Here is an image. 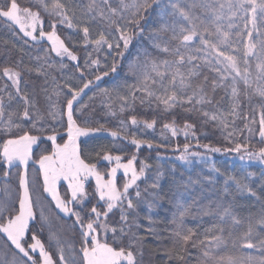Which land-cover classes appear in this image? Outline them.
Masks as SVG:
<instances>
[{
  "label": "snow or ice",
  "instance_id": "snow-or-ice-1",
  "mask_svg": "<svg viewBox=\"0 0 264 264\" xmlns=\"http://www.w3.org/2000/svg\"><path fill=\"white\" fill-rule=\"evenodd\" d=\"M0 23L25 45L29 41L50 45L35 57L40 63L34 68L24 64L23 48L16 61L7 62L10 54L0 53L6 60L0 68L4 81L0 83V162L6 166V179L11 174L8 169H17L18 182L15 200L7 183L0 188V264H152L144 259L147 236L161 237L151 215L141 234L139 209L146 204L151 212L158 204L164 173L149 176L151 165L140 161L138 166L137 161L142 148L166 147L146 135L159 122L172 137H185L183 150L176 147L180 161L190 164V157H196L206 163L209 153H236L241 161L264 165V0H116L115 4L113 0H27L24 5L19 0H0ZM148 25L152 30L147 40L155 54L146 49L129 63L126 75L133 83L125 81L112 91L101 88L104 77L117 73L133 39H145ZM61 28L68 32L61 33ZM78 48L84 52L82 64ZM51 54L59 58L60 70L69 67L65 60L73 62L79 85L67 82L72 76L63 84L52 76L50 86L47 69L55 67ZM83 69L89 70L87 77ZM33 72L44 79L29 89L23 76ZM86 89H98L89 102L83 100ZM217 89L224 91L219 99ZM5 98L20 105L18 111H8L6 119ZM97 99L104 116L118 117L114 128L98 118ZM237 120L243 121L242 128ZM197 123L219 129L225 143H201ZM245 130L248 136L238 139ZM96 133L112 137L111 146L88 151L85 142L82 148L80 138ZM254 136L259 137V147ZM45 140L51 142L50 154L42 152L33 160V146ZM193 147L204 151L190 150ZM29 161L39 165L31 176ZM103 162L107 163L101 171L98 165ZM211 171L220 170L213 166ZM118 172H122L119 181ZM41 176L42 191L51 198L49 206L58 210L55 214L36 195ZM90 178L95 180L94 188H86ZM61 180L67 182L63 197L57 187ZM229 182L238 194L261 200L247 183L227 177L216 210L201 213L213 218L203 238L185 225L192 214L178 204L183 210L171 221L174 227L165 229L164 239L170 240L164 248L165 264H189V248L198 250L195 264H264V255L242 251L264 253V202L258 213L242 216L234 197L223 199L232 195ZM196 183L199 178H190L185 190ZM144 193L153 201L148 202ZM64 217L71 220L70 226L62 222Z\"/></svg>",
  "mask_w": 264,
  "mask_h": 264
},
{
  "label": "trees",
  "instance_id": "trees-1",
  "mask_svg": "<svg viewBox=\"0 0 264 264\" xmlns=\"http://www.w3.org/2000/svg\"><path fill=\"white\" fill-rule=\"evenodd\" d=\"M19 2L24 5L27 0H19ZM84 3L87 0H83ZM113 3H116V0H113ZM152 30V25H148L145 31V39L141 40L139 38H134L129 49L125 53V56L122 60H119L120 67L117 70V73H110L109 76L104 77L102 81H100L101 88H108L112 91L117 85H123L125 81L131 84L134 82V79L130 76H127V69L129 63L136 60L138 55H142L143 52L147 49L148 51H152L155 54L154 49L151 48L150 42L147 40L148 33ZM61 33L66 34L68 32L67 29L61 28ZM18 32V29H17ZM22 35V34H21ZM7 42V43H5ZM15 45V47L13 46ZM29 45H32L31 47ZM29 45H25L23 40L20 39V36H14L11 30L0 23V53L7 52L10 54V60L16 61L20 58V49L23 48L26 53L23 56V62L25 65L29 67H36L40 61H37L35 57L37 55H43L44 47H50L46 41H41L39 44L35 42L29 41ZM77 54L81 57V64L83 63L84 52L82 49H77ZM104 52L99 54L101 61L104 59ZM52 59L51 63L55 64V67L48 68L47 71L50 73L49 84L51 86V77L54 76L56 80L63 84L68 76H72L71 80H67L68 83H72L74 85H79L80 80L77 79L79 77V72H77L73 66V62L65 60V63L69 65L68 68L60 70L59 69V58H56L54 54H51ZM5 56L0 55V68L5 64ZM111 63V60H109ZM85 71L86 77L90 74L89 70L83 69ZM254 70V68H253ZM207 72V70H205ZM209 76L215 75V73H207ZM44 77H37L33 72L31 75L25 73L23 76V80L28 82V88L31 89L33 86V82L39 84L43 82ZM4 81L0 79V83ZM21 87L24 88V84H21ZM11 90V89H10ZM121 90H123L121 88ZM86 95L83 96V100L85 102H89V97L93 96L94 92H98V89L85 90ZM224 95L223 89H217L216 99H219L220 96ZM6 100V112L5 119L7 118L8 111H18L20 105L13 101L12 103H7ZM95 108L97 113H99V119L102 123H106V126L109 128H114L118 125V117L104 116L103 109L99 102V99L95 102ZM224 110H227V97H225V103L223 105ZM139 111V109H138ZM143 114V113H142ZM127 114H125L126 116ZM148 115H151L150 113ZM257 120L259 119L258 114L255 117ZM66 124V117L64 118ZM178 123H180L178 121ZM236 124L239 127H243V121L237 120ZM253 128H258L257 125H253ZM61 135L66 139V133L63 129H60ZM163 132V135L161 133ZM197 137L199 138L201 143H212L217 146H222L225 142L220 134L219 129H213L210 126H201L197 123L196 128ZM49 134H52L49 132ZM147 138L154 141V143L166 145V147L161 148H153L151 150L145 148L140 149L139 159L137 161V165L139 166L140 161H146L151 165V167L147 170V174L149 176L154 177L155 174L159 172H163L164 176L161 178V196L162 198L159 200L158 204L152 209L151 212L148 211V208L143 205L139 209V218L140 223L143 226L140 231L141 234H144V228L148 225L147 216L151 215L153 220V228L156 233L161 237V239H156L153 236H147V243L144 247V259L145 261L151 260L152 264H165L166 257L164 256V248L170 244V240L164 239V237L168 236V232L165 229H171L174 225L171 221L178 216L179 211H182L183 208H178V204H182L184 208H188L191 212V216L186 217L185 225L187 227H193L197 230L198 234L201 238H203L204 230L208 229L212 226L213 218L210 216H202L201 213L203 210H216L217 203L220 202L223 190L225 188V179L229 176H235L238 179H241L244 183H247L250 187L253 188L254 191L261 197L260 201H256L254 198H249L247 194L240 195L235 190V185L229 182L228 187L231 190V196H224V201L233 200L236 206V211H238L242 216L247 215L248 213L256 214L259 212L261 207V203L264 202V165L260 164L258 161H241L236 153H209L211 157L206 163L196 157H190L192 161L190 164L185 163L184 161L178 160L176 157L179 155V152L176 151V147L179 146L180 150H183V144L185 143V137L183 134H180L176 137H172L171 133L168 130L162 128V122L157 124L155 130H149L147 133ZM248 136L247 131L243 133V135L239 136L238 139L243 140ZM253 143L256 147H259V137L254 136ZM113 138L107 136L106 133H96L94 136L85 137L81 139V147L84 148L85 142L87 143V150H98L101 146H111ZM189 142L194 145L195 140L192 137L188 138ZM58 143H62L63 141L58 136ZM130 147V146H129ZM134 150V149H133ZM190 150H197L203 153V149H195L194 147ZM50 154L51 152V142L45 140L43 144H39L38 147L33 151V160L39 158L41 153ZM87 162V155L84 157ZM128 158V154H125V161ZM0 161H2V157H0ZM106 163L103 162L101 165H98L101 171L105 170ZM215 166L220 171L213 172L211 168ZM38 164H33L31 162L29 168V174L31 176L33 170L38 169ZM6 169V166L0 162V188H3L5 183H7L10 191L9 196L12 200H15L18 191V182L16 179L17 169L12 167L10 171V176L6 179L3 177V171ZM22 170V166H21ZM252 175L249 176L248 174ZM197 179L199 178L200 183L191 184L187 190H185L184 185L188 183L189 179ZM211 181V182H210ZM42 176L39 178V184L36 185V195H38L41 199V203L45 207V209L53 210V214L58 212L55 209L54 204L49 206L48 201H50V197L47 193H43L42 191ZM86 188H94L95 183L93 181L87 183ZM141 191L144 190V183L140 182ZM67 188V184L63 183L60 187V194L63 197L65 195V190ZM154 190L149 189V192ZM179 193H184L183 195H179ZM3 196V192H0V197ZM144 196L148 202L153 201V197L148 195V193H144ZM35 198V197H34ZM38 212L39 209L37 208ZM63 216V214H60ZM196 218L193 219L192 217ZM62 222H66L67 226L71 225V220L67 217H64ZM47 232L43 233L42 238L46 240ZM2 243V241H0ZM190 255L188 256L189 264H195L196 256L198 255V250L196 248H189Z\"/></svg>",
  "mask_w": 264,
  "mask_h": 264
},
{
  "label": "rangeland",
  "instance_id": "rangeland-1",
  "mask_svg": "<svg viewBox=\"0 0 264 264\" xmlns=\"http://www.w3.org/2000/svg\"><path fill=\"white\" fill-rule=\"evenodd\" d=\"M94 135H95V134H94ZM94 135H92V136H94ZM84 138H85V137H81L80 140H81V139H84ZM38 145H39V144L33 146V151L38 147ZM31 162H32V161H29V166H30ZM105 163H107V162H105ZM9 170H10V169H9ZM121 176H122V172H118V174H117L118 181H119V178H120ZM106 178H107V177H106ZM91 181H93V182L95 183L94 178H90L89 181H88V183L91 182ZM63 183L67 184V182L61 180V181L59 182L58 186H57L59 192H60L61 184H63ZM87 185H88V184H86V186H87ZM242 251L245 252V253H250V254L256 255V256L264 255V253H262V252H257L256 250L243 249Z\"/></svg>",
  "mask_w": 264,
  "mask_h": 264
}]
</instances>
